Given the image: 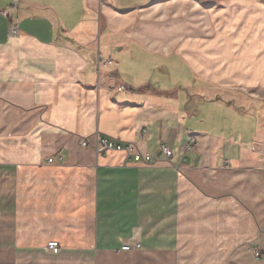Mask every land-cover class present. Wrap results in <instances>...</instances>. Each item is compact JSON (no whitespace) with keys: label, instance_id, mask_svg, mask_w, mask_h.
Here are the masks:
<instances>
[{"label":"crops","instance_id":"crops-1","mask_svg":"<svg viewBox=\"0 0 264 264\" xmlns=\"http://www.w3.org/2000/svg\"><path fill=\"white\" fill-rule=\"evenodd\" d=\"M0 264H264V0H0Z\"/></svg>","mask_w":264,"mask_h":264},{"label":"built area","instance_id":"built-area-1","mask_svg":"<svg viewBox=\"0 0 264 264\" xmlns=\"http://www.w3.org/2000/svg\"><path fill=\"white\" fill-rule=\"evenodd\" d=\"M18 33V29L14 24L9 25L8 35L10 37H16ZM110 63L108 61L101 62L100 67L105 68ZM113 90H124L123 87H112ZM80 147L82 149H87L91 147L97 154L104 153H121L123 154V162L121 167H127L128 165H139L142 167H153L158 159L153 158L149 154L140 153L134 144H122L113 139L109 138H100L96 140V143L93 146L86 140H80ZM162 153L167 160L172 157V151L166 148L165 146L161 147ZM196 151V143L193 136L189 135L187 141L182 145V159L186 160L189 156L195 154ZM55 162L62 163V158L58 157ZM48 163H54V160L49 159ZM141 248L140 238L136 235L132 234L129 238L122 241L121 246L119 248L120 252H130V251H138ZM45 251L49 254H58L60 252V247L55 242H50L45 246ZM255 260H259V253L255 254Z\"/></svg>","mask_w":264,"mask_h":264},{"label":"rangeland","instance_id":"rangeland-1","mask_svg":"<svg viewBox=\"0 0 264 264\" xmlns=\"http://www.w3.org/2000/svg\"><path fill=\"white\" fill-rule=\"evenodd\" d=\"M163 69L164 67H159L157 70L153 71V74L157 76L160 73V71H162ZM165 74L169 75L170 77L174 78L177 81L176 83L177 91L181 90L180 89L181 84L190 85L194 89L198 87V85L194 81H192L189 72L187 71V68H185L181 64H176L174 67L165 68ZM215 94H216L215 90L209 89V97L210 98L213 97V98L211 101L209 100L208 107L213 109L214 112L216 105L214 101ZM194 121L198 122V118L194 119ZM143 168H147V167H143Z\"/></svg>","mask_w":264,"mask_h":264},{"label":"bare ground","instance_id":"bare-ground-1","mask_svg":"<svg viewBox=\"0 0 264 264\" xmlns=\"http://www.w3.org/2000/svg\"><path fill=\"white\" fill-rule=\"evenodd\" d=\"M132 234L136 235L137 237H140V234H139V231L138 230L133 231Z\"/></svg>","mask_w":264,"mask_h":264}]
</instances>
